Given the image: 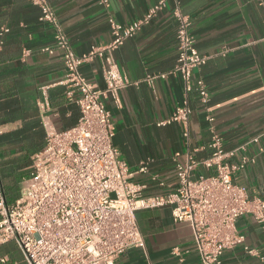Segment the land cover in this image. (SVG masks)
<instances>
[{
  "label": "crops",
  "instance_id": "obj_1",
  "mask_svg": "<svg viewBox=\"0 0 264 264\" xmlns=\"http://www.w3.org/2000/svg\"><path fill=\"white\" fill-rule=\"evenodd\" d=\"M158 0H51L54 12L77 55L111 38L108 16L122 25L140 19ZM190 18V34L204 62L193 70L209 92L204 108L195 90L186 95L192 113L189 145L179 123L162 124L185 97L176 63L177 22L170 7L123 41L113 57L130 84L117 100H106L114 126L113 145L133 173L130 180L145 186V195L163 194L176 182V162L188 149L207 158L211 133L207 114L225 150L237 148L228 161L252 158L234 173L249 196L264 198V0H180ZM40 10L30 0H0V190L6 204L19 195L31 173L32 155L45 144L46 133L73 127L80 112L74 94L67 95L62 54L42 51L55 44L54 30L39 22ZM5 30V31H3ZM84 77L104 88L100 60L80 67ZM155 76L149 82L147 78ZM254 139H256L254 141ZM195 149V150H193ZM144 164L146 171H138ZM210 175L213 168L198 166ZM18 178V183L11 177ZM163 183V185H160ZM16 184V185H15ZM15 198V199H14ZM144 248H131L115 264H199L191 230L174 222L168 206L136 211ZM244 240L222 255L223 264H264V227L250 215L236 221ZM255 250L248 254L244 247ZM184 252L183 260L171 254ZM0 264H27L13 240L0 243Z\"/></svg>",
  "mask_w": 264,
  "mask_h": 264
},
{
  "label": "built area",
  "instance_id": "obj_2",
  "mask_svg": "<svg viewBox=\"0 0 264 264\" xmlns=\"http://www.w3.org/2000/svg\"><path fill=\"white\" fill-rule=\"evenodd\" d=\"M30 2L40 10L39 22L53 27L55 44L42 51H61L65 71L62 83L69 97L78 94L75 102L80 116L73 127L46 133L45 144L32 155L31 173L22 181L14 202L6 204L0 192V243L13 240L27 264H115L127 250L144 248L136 211L168 206L174 222L189 226L199 264H223L224 251L244 240L236 228L238 218L250 215L264 227V198L249 196L234 180V173L252 158L243 156L238 163L229 162L238 149H224L213 118L207 114L210 155L196 159L188 149L185 160L175 164L173 189L145 195V186L130 180L133 173L113 145L114 126L106 107L107 99L116 101L119 90L130 84L113 51L169 6L177 22L172 74L180 77L185 97L161 123H179L189 145L192 109L186 95L195 90L204 108L210 96L203 81L192 77L205 57L194 44L189 32L191 21L182 12L181 1L158 0L140 19L127 25L109 15L111 40L92 45L82 55L73 51L51 0ZM98 2L109 5V0ZM94 58L100 60L104 88L88 81L80 71L83 63ZM198 166L213 168L214 173H196ZM138 171H146V166L142 164ZM244 248L248 254L256 253ZM171 254L183 260L184 252L178 247H173ZM145 264L154 263L146 257Z\"/></svg>",
  "mask_w": 264,
  "mask_h": 264
},
{
  "label": "trees",
  "instance_id": "obj_3",
  "mask_svg": "<svg viewBox=\"0 0 264 264\" xmlns=\"http://www.w3.org/2000/svg\"><path fill=\"white\" fill-rule=\"evenodd\" d=\"M18 178H19V176H16V177H14V178H13V177H11V180L15 181V182H16V184H17V183H18V181H19V180H18ZM16 184H15V185H16ZM0 192H1V194H2V196H3V199H4V202H5V198H4V195H3V194H4V192H2V190H0ZM14 199H15V198H14ZM15 200H16V199H15ZM5 203H6V202H5Z\"/></svg>",
  "mask_w": 264,
  "mask_h": 264
}]
</instances>
